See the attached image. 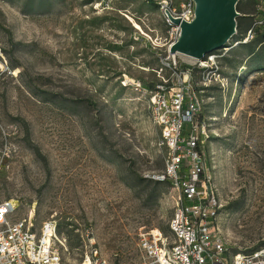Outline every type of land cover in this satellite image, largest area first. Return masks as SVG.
<instances>
[{
	"label": "rangeland",
	"instance_id": "374dc122",
	"mask_svg": "<svg viewBox=\"0 0 264 264\" xmlns=\"http://www.w3.org/2000/svg\"><path fill=\"white\" fill-rule=\"evenodd\" d=\"M165 3L177 9L178 0H0V202L14 201L18 218L33 212L38 227L54 220L64 264L94 250L108 264H141L138 235L168 231L173 193L151 180L165 152L135 87L176 84L160 71ZM254 12L238 0L236 34L211 53L221 82L202 114L230 252L264 246V37L241 43Z\"/></svg>",
	"mask_w": 264,
	"mask_h": 264
},
{
	"label": "built area",
	"instance_id": "2783aa9c",
	"mask_svg": "<svg viewBox=\"0 0 264 264\" xmlns=\"http://www.w3.org/2000/svg\"><path fill=\"white\" fill-rule=\"evenodd\" d=\"M253 1L252 24L242 37L247 43L257 34L264 37V0ZM176 8L165 3L168 42L160 67V71H171L176 84L168 85L169 80L163 79L151 88L135 86L147 96L151 121L160 134L158 147L165 152L164 168L151 180L168 183L174 201L167 232L156 229L138 235L141 264H264V246L230 252L217 231L222 206L206 172L202 114L206 90L220 84L221 76L211 53L199 60L183 57L187 63H181L180 54L170 53L181 35L170 16L188 24L195 19L194 0H178ZM196 73L198 79L193 81ZM186 125L190 129L185 133ZM17 211L14 201L0 202V264H64L67 241L58 237L56 222L50 219L38 227L33 212L18 218ZM81 264L108 263L99 260L94 250Z\"/></svg>",
	"mask_w": 264,
	"mask_h": 264
},
{
	"label": "water",
	"instance_id": "95a60500",
	"mask_svg": "<svg viewBox=\"0 0 264 264\" xmlns=\"http://www.w3.org/2000/svg\"><path fill=\"white\" fill-rule=\"evenodd\" d=\"M195 19L188 24L179 19H170L180 26L178 42L170 49L171 54H185L192 59L224 48L235 35V20L238 0H194Z\"/></svg>",
	"mask_w": 264,
	"mask_h": 264
},
{
	"label": "bare ground",
	"instance_id": "6f19581e",
	"mask_svg": "<svg viewBox=\"0 0 264 264\" xmlns=\"http://www.w3.org/2000/svg\"><path fill=\"white\" fill-rule=\"evenodd\" d=\"M172 18V16H170V19ZM244 39V38H243ZM246 41L245 40H242V42L241 43H245ZM175 45V44H174ZM174 45H172L169 49H171ZM182 57H187V58H189V59H192L190 56H187V55H185V54H180Z\"/></svg>",
	"mask_w": 264,
	"mask_h": 264
}]
</instances>
